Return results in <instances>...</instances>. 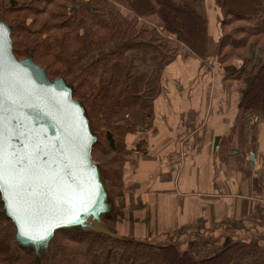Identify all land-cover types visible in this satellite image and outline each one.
<instances>
[{
    "label": "trees",
    "instance_id": "1",
    "mask_svg": "<svg viewBox=\"0 0 264 264\" xmlns=\"http://www.w3.org/2000/svg\"><path fill=\"white\" fill-rule=\"evenodd\" d=\"M212 1L220 13L214 57L226 78L242 81L238 115L264 114V0ZM109 2L120 9L112 8ZM203 2L31 0L20 9L11 5L0 22L10 30L14 57L31 59L50 82L67 81L75 68L94 57L83 70L81 81L72 87L71 99L80 104L90 129L84 100L97 104V113L106 109L112 117L105 124L106 146L90 130L94 139L92 159L100 170L123 143L112 128L121 126L122 121L125 125L135 120V107L144 122L140 127L129 123V131L150 124L151 104L146 97L154 73L138 86L142 74L135 61L142 58L149 66L161 69L177 55L180 46L203 62L213 56L209 51L208 22L198 12ZM123 11L134 19L129 20ZM138 19L143 22L140 29L134 24ZM235 61L241 63L239 68L233 66ZM118 64L123 66L119 73L114 69ZM88 82L93 91H87ZM17 244V227L7 216L0 196V264L20 263L14 249ZM30 248L36 251L30 264H264V241L262 245L235 242L196 259L174 244H152L80 227L58 228L44 246Z\"/></svg>",
    "mask_w": 264,
    "mask_h": 264
},
{
    "label": "crops",
    "instance_id": "2",
    "mask_svg": "<svg viewBox=\"0 0 264 264\" xmlns=\"http://www.w3.org/2000/svg\"><path fill=\"white\" fill-rule=\"evenodd\" d=\"M205 6L198 5V12L207 20L209 43L215 46L219 25L216 20L217 29H212ZM182 50L184 55L178 52L164 71V83L172 80L176 87L168 111L156 108L148 126L121 136L120 186L103 187L110 205L119 210L122 232H111L174 244L199 258L235 242L262 245L264 114L238 115L241 89H231L232 80L219 65L214 78L224 75L213 98L201 96L207 83L200 72L207 60ZM240 65L233 62L235 68Z\"/></svg>",
    "mask_w": 264,
    "mask_h": 264
},
{
    "label": "water",
    "instance_id": "3",
    "mask_svg": "<svg viewBox=\"0 0 264 264\" xmlns=\"http://www.w3.org/2000/svg\"><path fill=\"white\" fill-rule=\"evenodd\" d=\"M62 85L31 59L14 57L0 22V196L18 243L44 242L36 248L58 228L95 229L106 209L94 139Z\"/></svg>",
    "mask_w": 264,
    "mask_h": 264
},
{
    "label": "rangeland",
    "instance_id": "4",
    "mask_svg": "<svg viewBox=\"0 0 264 264\" xmlns=\"http://www.w3.org/2000/svg\"><path fill=\"white\" fill-rule=\"evenodd\" d=\"M30 1L31 0H0V20H3L4 17H6L5 12L8 9H10L12 7H15V9H20L21 7H26ZM77 1L87 2L88 0H77ZM188 1H191V0H188ZM109 3L111 4L112 8L120 9V7L118 5L111 3V2H109ZM11 5H12V7H11ZM199 5H206L205 7L209 10V12L211 14L212 29H214V30L217 29L216 20H218V18L220 17V13H219V10L215 8L213 1L212 0H204V2L199 4ZM124 13L128 17L129 20L134 19L130 13H126V12H124ZM134 24L139 29L143 27V25H142L143 22L140 19L134 20ZM218 32H219V30H218ZM170 39H172V38H170ZM212 43H213V41L211 42V40H210L209 51H210V54H213V56H211L207 59L204 67L201 66L202 71L200 72V74H201L200 78H202L203 82L205 81L207 83L204 90H202V92H201V96H202V93H204V94H206L204 96L206 98H210V99L213 98V93H214V91L217 90V87H218L217 84L219 83L220 77L224 75L223 72H221V76L219 75L217 80H216V78H214L218 74L220 69H219L217 60L214 57V50L216 48V45L214 46V44H212ZM182 48L185 49L183 46H180L179 52H182V55H184ZM93 58L94 57L87 59L79 67L75 68L73 76H71L67 81L66 80L62 81V84H63L62 85V91H63V93H65V95L70 96V92H71L72 87H74L75 85H77L78 82L81 81L83 70L86 67H88V65L91 63ZM171 62H173V63L175 62V57L172 58ZM235 62H238V61H235ZM170 63L161 69H157L154 66H149L148 64H146L142 58H139L138 60L135 61L136 69L142 74L141 79L138 81V86L142 85L144 79L147 77L148 74L154 73V76L150 82L151 91L147 94V97H146L147 100L149 101V105L151 104L150 112H149L150 120H152L155 117L156 108H159V109L162 108L165 112L168 111V107L170 106V102L168 101V99H170V97L175 93L176 87H175V83L172 82V80H170V82L167 84L164 83V74H165L164 71L170 65ZM122 67L123 66L121 64H118V65L114 66V69L117 73H119L121 71ZM212 70H213L214 74H210V71L212 72ZM231 80L232 81L229 82L228 85H230V87L233 91L237 90L238 88L239 89L242 88V81L240 79L235 78V79H231ZM164 85H166L167 88H164ZM86 88H87V91H90V90L93 91L92 84L90 82H88L86 84ZM218 89H220V88H218ZM225 93H228V92H225ZM79 94L82 96L84 93L80 92ZM232 97H234V96H232ZM88 101L84 100L83 106L86 109V114H87L88 118L91 120V123H90L91 129L87 125L89 128V132L91 130V132L95 133L98 137L97 141L99 143H101L103 146H106V143L104 142V135L107 131L105 124L112 121V117L109 114L105 113L106 109H104V110L102 109V111H99L97 113V110H96L97 104H95L94 102H91V100H88ZM145 103L146 102H144V105H145ZM134 109H135V113H136V110H138L137 111L138 116L133 121L129 120L130 121L129 123H131V124H129L127 122L125 125H123V123H122L123 121H122L121 126L116 127V128H112L113 131L115 132V134H117L119 136V141H123L121 136L124 135V133H127L129 131L128 124L131 125V127H137V126L140 127L142 125V123L144 122L142 115L140 114L139 109L137 107H135ZM118 149H119V152L110 154L109 157L106 159L105 165H103L102 167L100 166V170L97 169L98 175H99V182H100V184H102V187H104L105 189L106 188L111 189L112 185L120 186L122 173H123L122 172L123 171L122 170L123 147L120 146V148H118ZM185 156H187L186 153H185ZM109 161H110V163H109ZM94 163H95V161H94ZM110 191H112V190H110ZM112 198H113V196H111V201H112ZM103 200H104L106 209L103 212L100 225H97V224L95 225V230H97V231L99 230L101 232H110V233H111V231L116 232V230H118L117 234L120 235V233L122 232L121 224H120V222L118 223V220H116V217L119 215V210L116 209V206H114L116 209L115 210L113 208V206L110 205L109 199L106 197V195L104 196ZM113 210H114V212H113L114 217L112 218L111 213ZM82 229L89 230L90 228H89L88 223H86V225L83 226ZM44 230L46 232V229H44ZM43 243L44 242L37 243V242H33V241L26 242V241L19 240V243L16 245V247H14L16 253L20 257V263L19 264H30V262L33 260V257L35 256V253H36V251L30 247H33L35 244L42 245ZM195 258L200 259L199 257H195Z\"/></svg>",
    "mask_w": 264,
    "mask_h": 264
},
{
    "label": "built area",
    "instance_id": "5",
    "mask_svg": "<svg viewBox=\"0 0 264 264\" xmlns=\"http://www.w3.org/2000/svg\"><path fill=\"white\" fill-rule=\"evenodd\" d=\"M181 156H182V158H184L185 157V153H182Z\"/></svg>",
    "mask_w": 264,
    "mask_h": 264
}]
</instances>
